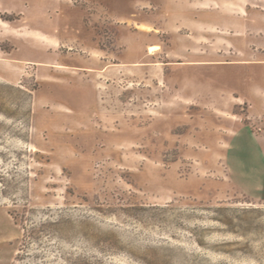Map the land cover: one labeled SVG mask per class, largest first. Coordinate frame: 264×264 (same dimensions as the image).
<instances>
[{"label":"rangeland","instance_id":"1","mask_svg":"<svg viewBox=\"0 0 264 264\" xmlns=\"http://www.w3.org/2000/svg\"><path fill=\"white\" fill-rule=\"evenodd\" d=\"M12 1L0 264H264V0Z\"/></svg>","mask_w":264,"mask_h":264},{"label":"crops","instance_id":"2","mask_svg":"<svg viewBox=\"0 0 264 264\" xmlns=\"http://www.w3.org/2000/svg\"><path fill=\"white\" fill-rule=\"evenodd\" d=\"M16 3L8 0H0V24L3 23H8L11 26H14V24L11 22H6L3 21L1 18V14H10V15H15V14H21L22 11H20L19 9H17ZM23 29L26 32H33V33H41L43 36H45L46 38H51L49 32L47 31H40L37 28H20ZM17 28L16 31L20 30ZM15 29H13L14 31ZM1 33V32H0ZM1 41V40H0ZM0 61H5V58H3V52L0 49ZM264 62H257L256 63V68L258 69V73H256L257 75L253 78L254 80V85H252L249 90V97H250V101L254 104V106L259 107V106H263L264 105V73H263V66ZM261 73H260V72ZM264 125V123L262 124ZM259 130H255L253 131L252 129H250L249 127L245 126L242 130L241 134H239L240 136L244 133H246L245 135H247L248 137H250V139L254 142H258L260 141L262 143V145H264V127H262ZM258 185H260V194L261 196H264V184L263 183H259Z\"/></svg>","mask_w":264,"mask_h":264},{"label":"bare ground","instance_id":"3","mask_svg":"<svg viewBox=\"0 0 264 264\" xmlns=\"http://www.w3.org/2000/svg\"><path fill=\"white\" fill-rule=\"evenodd\" d=\"M159 47H151L150 51L151 53L158 51Z\"/></svg>","mask_w":264,"mask_h":264}]
</instances>
